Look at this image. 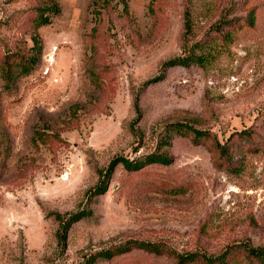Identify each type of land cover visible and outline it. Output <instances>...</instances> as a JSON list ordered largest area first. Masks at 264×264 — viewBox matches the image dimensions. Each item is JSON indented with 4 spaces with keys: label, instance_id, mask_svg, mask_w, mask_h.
Masks as SVG:
<instances>
[{
    "label": "rangeland",
    "instance_id": "rangeland-1",
    "mask_svg": "<svg viewBox=\"0 0 264 264\" xmlns=\"http://www.w3.org/2000/svg\"><path fill=\"white\" fill-rule=\"evenodd\" d=\"M137 241L257 264L264 0H0V264H175Z\"/></svg>",
    "mask_w": 264,
    "mask_h": 264
},
{
    "label": "trees",
    "instance_id": "trees-1",
    "mask_svg": "<svg viewBox=\"0 0 264 264\" xmlns=\"http://www.w3.org/2000/svg\"><path fill=\"white\" fill-rule=\"evenodd\" d=\"M50 20L49 16L44 14L43 12L39 15V24H46ZM30 61V60H29ZM187 61L184 60V58H176V59H170L166 62L167 65H174V64H181L185 65ZM28 63V61H27ZM196 135H199L200 132L197 130H193ZM224 145L218 144V148L220 150H223ZM118 161L123 165V167L126 170H137L142 165L148 164V163H168L169 158L162 154H148L145 156L144 160H134V159H128L124 158L122 156L118 157ZM111 165L108 166L106 169V172H104V176L107 177L110 175ZM101 186H104V179H101ZM82 213H72L68 216V218L64 219L66 223H63V225H67V223H70L71 220H74L78 216H81ZM134 245L136 247H139L141 249H144L149 252H155V253H162L163 251L169 253L170 255L174 256L176 261L175 264H231L229 263V259L231 257V248H227L226 250L222 251L221 253L217 255H206V254H200L196 251L193 252H186V253H178L174 251H168L165 248H162L158 246L156 243L152 242H134ZM102 255L108 256L106 252H103ZM245 256L246 258L255 260L257 264H264V246L262 247H253V246H245Z\"/></svg>",
    "mask_w": 264,
    "mask_h": 264
}]
</instances>
